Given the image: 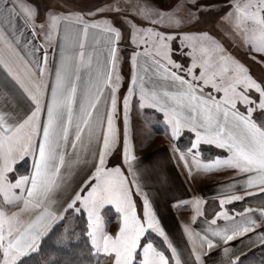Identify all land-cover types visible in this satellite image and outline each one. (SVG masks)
<instances>
[{
	"label": "snow or ice",
	"instance_id": "snow-or-ice-1",
	"mask_svg": "<svg viewBox=\"0 0 264 264\" xmlns=\"http://www.w3.org/2000/svg\"><path fill=\"white\" fill-rule=\"evenodd\" d=\"M205 16L215 31L198 27ZM141 113L165 123L178 170L233 174L210 217L207 198H172L192 209L186 248L157 215L154 166L137 155ZM204 144L220 155L205 159ZM53 237V251L73 256L86 245L90 264H264V0H100L43 12L33 0H0V264H32Z\"/></svg>",
	"mask_w": 264,
	"mask_h": 264
},
{
	"label": "crops",
	"instance_id": "crops-1",
	"mask_svg": "<svg viewBox=\"0 0 264 264\" xmlns=\"http://www.w3.org/2000/svg\"><path fill=\"white\" fill-rule=\"evenodd\" d=\"M121 47H128V51H131V48L126 43L122 44ZM123 59L127 60V53L123 54ZM124 69H126L124 72L127 73L128 67L126 64ZM143 115L141 113L140 117L135 121L137 126L136 143L142 142L144 144V147L137 151V155L144 159L146 165L151 162L154 166L152 170L154 179L150 181V184L153 185V189L159 188V192L153 190V195L157 198L155 209L161 224L181 247L186 248L181 234V226L188 222L192 209L184 206H173L171 203L172 198L175 197L187 201L194 197H205L207 198L205 216L210 217L213 211L219 210L216 201L220 198L221 192L223 191L224 194H227V190H222L220 186L225 185L233 174L231 172L218 171L194 173L192 176H188L183 170H178L168 157L170 139L165 123L162 119L153 117L151 123L148 124L144 121ZM191 138L190 134L183 135L180 141L181 146L188 145ZM201 153L205 159H211L220 155L221 150L215 146L204 144L201 148ZM22 163H24V168H19V171L23 174L30 169L31 160L27 159L26 162H18V167ZM211 203H213V206H211ZM237 203L228 205L229 211L240 212L244 207L249 206L246 205L239 209L235 206ZM197 223L203 224V220H198ZM218 223L223 225L224 222L221 220ZM185 254L187 253L185 252Z\"/></svg>",
	"mask_w": 264,
	"mask_h": 264
},
{
	"label": "rangeland",
	"instance_id": "rangeland-1",
	"mask_svg": "<svg viewBox=\"0 0 264 264\" xmlns=\"http://www.w3.org/2000/svg\"><path fill=\"white\" fill-rule=\"evenodd\" d=\"M107 2V0H105ZM112 2H116V0H112ZM151 3L159 4L161 3V0H150ZM174 3L175 0H172ZM217 3H222L224 0H215ZM33 3L36 4L41 11H45L46 8L49 5H52L55 7L56 5H60L65 9H75V10H84L87 11L89 9H92L95 5L100 3V0H33ZM119 3H124V0H119ZM204 20L203 23H201L198 27L202 29H211L212 31H215L214 27V17L213 16H205L202 18ZM219 35V33H217ZM220 39L223 41V43L229 48L230 51H232V54L239 59L245 61L247 64L251 66L252 71L259 75L261 72V69L258 65L254 64L250 59H247L244 56V53L236 48H233V46L229 43L227 39H225L223 36H220ZM128 49V47H127ZM126 71V69H124ZM211 206H213V203H211ZM210 206V207H211ZM258 207V206H253ZM112 227H115V222L112 224Z\"/></svg>",
	"mask_w": 264,
	"mask_h": 264
},
{
	"label": "trees",
	"instance_id": "trees-1",
	"mask_svg": "<svg viewBox=\"0 0 264 264\" xmlns=\"http://www.w3.org/2000/svg\"><path fill=\"white\" fill-rule=\"evenodd\" d=\"M19 168H24V163L19 165ZM260 206L259 200H248L247 203H237L235 206L239 209L243 208L244 206ZM157 243H159V239L157 238ZM60 241L57 237H53L51 240H48L47 243L44 246V252H42L38 256H34L32 259V264H48L49 261L52 259H56L60 261V264H67L69 260H73L74 264H90L88 260L83 259V257L86 255V245L83 246L82 249H74L72 250L74 253H78V255H69L64 252H57L53 251L54 246H59ZM259 252L256 254V258L259 257ZM252 259V258H250ZM91 264H94V262H91ZM253 264H255V261H253Z\"/></svg>",
	"mask_w": 264,
	"mask_h": 264
}]
</instances>
